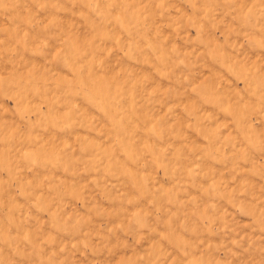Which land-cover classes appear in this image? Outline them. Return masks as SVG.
I'll list each match as a JSON object with an SVG mask.
<instances>
[{"label":"rangeland","instance_id":"rangeland-1","mask_svg":"<svg viewBox=\"0 0 264 264\" xmlns=\"http://www.w3.org/2000/svg\"><path fill=\"white\" fill-rule=\"evenodd\" d=\"M0 264H264V0H0Z\"/></svg>","mask_w":264,"mask_h":264}]
</instances>
